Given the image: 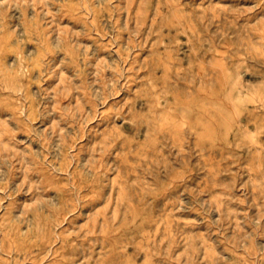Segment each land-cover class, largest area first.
Masks as SVG:
<instances>
[{
    "label": "rangeland",
    "instance_id": "374dc122",
    "mask_svg": "<svg viewBox=\"0 0 264 264\" xmlns=\"http://www.w3.org/2000/svg\"><path fill=\"white\" fill-rule=\"evenodd\" d=\"M0 264H264V0H0Z\"/></svg>",
    "mask_w": 264,
    "mask_h": 264
}]
</instances>
